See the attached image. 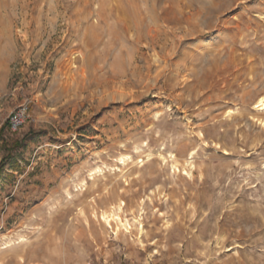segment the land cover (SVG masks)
I'll list each match as a JSON object with an SVG mask.
<instances>
[{
  "label": "rangeland",
  "instance_id": "obj_1",
  "mask_svg": "<svg viewBox=\"0 0 264 264\" xmlns=\"http://www.w3.org/2000/svg\"><path fill=\"white\" fill-rule=\"evenodd\" d=\"M260 97L264 0H0V264H264Z\"/></svg>",
  "mask_w": 264,
  "mask_h": 264
},
{
  "label": "built area",
  "instance_id": "obj_2",
  "mask_svg": "<svg viewBox=\"0 0 264 264\" xmlns=\"http://www.w3.org/2000/svg\"><path fill=\"white\" fill-rule=\"evenodd\" d=\"M24 114H25V108L18 109L17 111L11 114L9 118V123L13 130L17 129L22 124Z\"/></svg>",
  "mask_w": 264,
  "mask_h": 264
},
{
  "label": "bare ground",
  "instance_id": "obj_3",
  "mask_svg": "<svg viewBox=\"0 0 264 264\" xmlns=\"http://www.w3.org/2000/svg\"><path fill=\"white\" fill-rule=\"evenodd\" d=\"M257 104V107H262L264 105V97H260L257 101Z\"/></svg>",
  "mask_w": 264,
  "mask_h": 264
}]
</instances>
